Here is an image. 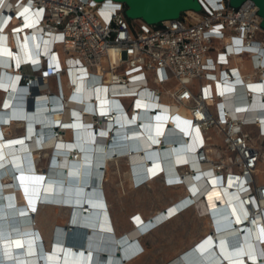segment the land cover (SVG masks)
<instances>
[{
	"label": "bare ground",
	"instance_id": "6f19581e",
	"mask_svg": "<svg viewBox=\"0 0 264 264\" xmlns=\"http://www.w3.org/2000/svg\"><path fill=\"white\" fill-rule=\"evenodd\" d=\"M7 6V0L0 2V10ZM31 33L37 36L39 29ZM23 34L28 35L27 29L18 34L8 30L0 34V57H5L7 47L11 58V63L7 59L10 71L4 70L9 67L4 62L0 74V264H91L93 255L102 251L106 252V264H131L144 251L142 238L191 209L199 212L205 221L203 234L165 264H264V213L253 220L246 219V208L238 200V193L246 189L243 182L239 183L234 176L221 179L209 172L211 162L197 166L188 158L191 156L188 152L195 149L193 143L198 130L188 126L185 130L177 128L170 117L154 116L162 104L150 106L154 113L145 109L132 112L129 118L121 117L120 123L126 121L130 127L114 129L112 125L101 124L95 128L92 114H98L96 108L104 106V102L111 109L119 108L121 99L113 96L118 93L115 88L91 87L79 71L76 78L80 81L74 86L70 82L73 75H64L69 86L66 91L62 86L65 99L61 105L59 93L58 98L49 99L43 92L33 101L32 108L27 105V110L23 109L25 89L21 90L22 94L18 92L20 71L15 69L32 57L37 44L36 40L23 38ZM49 47L50 43L40 42L39 54H47ZM33 67L38 69L39 65L33 62ZM45 83L50 89L49 80ZM54 83L58 87L57 80ZM249 88L256 87L249 85ZM233 95L226 96L221 103L233 107L234 118L257 120L256 139L264 140V98L254 93L242 112L239 96ZM163 101L167 105L165 98ZM169 112L188 114L184 106L169 107ZM14 127L22 128V134L11 136ZM208 135L211 161L221 152L216 144L219 136L212 131ZM184 136L188 137L185 145ZM251 144L261 148L252 136ZM39 155L43 157L41 164L37 163ZM120 161L126 164L132 188L158 180L170 189L179 188L175 200L163 209L147 217L142 212L132 213L127 220L131 228L126 230L115 226L105 192L109 167L113 163L116 172H120ZM257 172L264 176L261 163L254 179L256 185H264L256 178ZM256 203L264 212V201ZM256 203L251 202L249 209L253 210ZM82 209L85 211L79 214ZM60 210L66 214L65 220L51 214ZM42 211L46 213L42 215ZM64 221L68 226L65 231ZM56 226L57 244L52 245ZM69 246L73 252L75 247L80 253L86 249L82 258L67 254ZM115 249L122 250L117 257L113 255ZM130 251L133 254L127 257Z\"/></svg>",
	"mask_w": 264,
	"mask_h": 264
},
{
	"label": "built area",
	"instance_id": "2783aa9c",
	"mask_svg": "<svg viewBox=\"0 0 264 264\" xmlns=\"http://www.w3.org/2000/svg\"><path fill=\"white\" fill-rule=\"evenodd\" d=\"M7 1L9 6L0 10V34L27 29L28 35L22 37L37 43L32 57L15 69L20 71L18 92L22 94L25 89L23 109L27 110L26 102H36L43 92L49 99L59 93L61 105L65 95L60 78L72 74L74 86L80 81L76 78L79 71L91 87L115 88L118 93L114 97L131 99L129 108L122 105L111 109L108 102L98 106V114H92L95 128L101 124L114 129L130 127L126 121L120 123L121 117L129 118L132 112L145 109L154 113L150 106L162 104L154 116L170 117L179 126L198 130L195 149L188 152V158L197 166L211 162L209 172L221 179L234 176L243 182L246 189L238 193V200L246 208V219L264 213L256 203L264 201V185H256L254 179L256 168L264 162V151L251 144V134L245 130L258 122L234 118L233 107L221 103L228 95H238L245 112L254 93L264 98V29L252 1L234 9L229 0H198L199 12L185 11L178 19L160 25L129 20L125 5L113 0ZM33 29H39L37 36L31 33ZM40 42L50 43L47 54H39ZM243 60L251 63L250 73H241ZM26 67L29 74L24 73ZM49 79L57 80L56 93L45 83ZM249 85L256 88L252 90ZM164 98L167 105L162 103ZM172 106H184L189 117L170 114ZM138 127L142 128L141 123ZM211 131L219 136L221 153L210 161L207 147ZM184 138L183 145L188 137ZM177 168L180 171V166ZM251 202L256 203L253 210L249 209Z\"/></svg>",
	"mask_w": 264,
	"mask_h": 264
},
{
	"label": "rangeland",
	"instance_id": "374dc122",
	"mask_svg": "<svg viewBox=\"0 0 264 264\" xmlns=\"http://www.w3.org/2000/svg\"><path fill=\"white\" fill-rule=\"evenodd\" d=\"M5 55L7 56V53ZM1 67H3L2 62H0V74L2 71ZM24 73H30L29 67L24 68ZM50 83L51 85H54V80H52ZM66 85L69 86V81L67 78H63V88L64 86L66 87ZM167 87L171 88L172 84H168ZM51 92L56 93L55 86L54 89L51 90ZM1 97L2 95H0V102ZM1 108L2 106L0 105V109ZM22 130V128L14 127L12 129V132H10L12 133L11 136L22 134ZM250 134L254 138V140L257 141L261 149H264V143L261 144V140L256 139L257 133L251 132ZM42 160V155H39L37 163L41 164ZM124 164L125 163L123 162H119V167L121 170H123ZM261 166H264V163H261ZM41 169H43V167ZM106 176L107 181L105 183V192L110 205L114 224L118 229L126 230L131 228V225L127 220L132 213L142 212L144 216L146 215L147 217L154 211L163 209L166 205L171 203L172 200H175L176 193H179L176 192L177 190H179V188L170 189V187L164 185L160 180L148 183L144 186H141L140 188H132L127 178V172H107ZM256 178L264 181V176H262L260 172L256 173ZM45 213L46 211H42V215H44ZM51 214H56L57 218L59 219H66V217L64 216L66 214L62 210L56 213L52 211ZM131 219L133 220V217H130V221H132ZM65 222L66 221H64V225H62L63 231L68 228ZM57 227L58 226H56L54 230L52 245L56 244L55 235L58 229ZM204 227L205 221L201 217V214L199 212H196L193 209L185 212L174 222L152 232L149 236L142 238L141 242L143 244L144 251H141L139 253H142L141 257L131 264H165L175 254H177L178 251H181L182 249L189 246L193 242V240L198 239L199 236L203 234L202 230L204 229ZM73 231L74 228L70 232H68V234H72ZM84 239H86V236ZM83 243L85 244V240L83 241ZM51 250V252L54 251V249L52 248ZM121 251L122 250L115 249V251L113 252L114 257H117V254ZM98 258L100 262L106 260V252L102 251V254H99Z\"/></svg>",
	"mask_w": 264,
	"mask_h": 264
},
{
	"label": "water",
	"instance_id": "95a60500",
	"mask_svg": "<svg viewBox=\"0 0 264 264\" xmlns=\"http://www.w3.org/2000/svg\"><path fill=\"white\" fill-rule=\"evenodd\" d=\"M95 2H101L103 0H93ZM123 3L126 7L125 16L128 19H139L150 25H160L164 21L178 19L179 16L185 11H196L201 10V6L198 0H113ZM245 1L248 0H229V6L236 9L240 7ZM252 1L258 8V15L261 18L260 26L264 29V0H249ZM33 102L30 101L28 106L32 108ZM87 205V203H85ZM85 210L82 209L79 214ZM78 214V215H79ZM102 214L99 216L101 220ZM84 232V231H83ZM66 250V253L72 257L82 258V254L78 252V248L75 247L74 252ZM85 252V250H83ZM129 254V255H128ZM127 257H130L133 253L130 251ZM98 255H93L91 264H96V258ZM126 257L122 258L125 261Z\"/></svg>",
	"mask_w": 264,
	"mask_h": 264
},
{
	"label": "crops",
	"instance_id": "0c3cea01",
	"mask_svg": "<svg viewBox=\"0 0 264 264\" xmlns=\"http://www.w3.org/2000/svg\"><path fill=\"white\" fill-rule=\"evenodd\" d=\"M10 51H9V49H7V47H6V53H7V56L9 57L10 56V53H9ZM6 56V55H5ZM1 58V57H0ZM2 59V60H1ZM0 59V62H2V64H3V66H4V62H6L7 64H8V68L7 69H5L4 68V70L5 71H10V65H9V63H8V61L10 60V63H11V58L7 61V57H4V58H1ZM243 66V67H242ZM240 69H241V73H250L251 71H252V68H251V63H249V61L248 60H243L242 61V64H241V66H240ZM62 79H61V88H62V86H63V78H64V76L63 77H61ZM53 79H49V82H51ZM55 82V81H54ZM50 84V89L52 90V89H54V86H55V83H54V85H51V83H49ZM56 88H57V84H56V86H55ZM65 91L68 89V85H66V87L64 86V88H63ZM1 95V94H0ZM121 103H122V105L125 107V108H129V106H130V104H131V99H128V98H125V99H121ZM180 116H182L183 118H188V114H187V112H182L181 114H179ZM172 124L174 125V126H176L177 128H182V129H184L185 130V126H182V125H178V124H176L175 122H173L172 121ZM245 130L246 131H248V132H255V133H257V128H256V125H253L252 127H246L245 128ZM94 133V132H93ZM261 144L262 143H264V141H262L261 140V142H260ZM216 144H217V146H220L221 145V142H220V139H216ZM120 162H123V161H120ZM111 167H112V169H111ZM115 168H116V166L113 164V163H111V165H110V167H109V172H116V170H115ZM120 169V168H119ZM120 172H126V167H125V164H124V168H123V170H121L120 169ZM258 181H259V183H264V181H261V180H259L258 179ZM56 234H58V229H57V231H56Z\"/></svg>",
	"mask_w": 264,
	"mask_h": 264
},
{
	"label": "clouds",
	"instance_id": "9594fccd",
	"mask_svg": "<svg viewBox=\"0 0 264 264\" xmlns=\"http://www.w3.org/2000/svg\"><path fill=\"white\" fill-rule=\"evenodd\" d=\"M29 104V102H26V106ZM75 250V249H74ZM78 252H79V250H78ZM83 253H84V251H83ZM96 264H106L107 263V258H106V260H104L103 262H100L99 261V258L97 257L96 258Z\"/></svg>",
	"mask_w": 264,
	"mask_h": 264
},
{
	"label": "trees",
	"instance_id": "16d2710c",
	"mask_svg": "<svg viewBox=\"0 0 264 264\" xmlns=\"http://www.w3.org/2000/svg\"><path fill=\"white\" fill-rule=\"evenodd\" d=\"M60 235V234H59ZM81 237H82V235H81ZM56 243V242H55ZM57 244V243H56Z\"/></svg>",
	"mask_w": 264,
	"mask_h": 264
}]
</instances>
